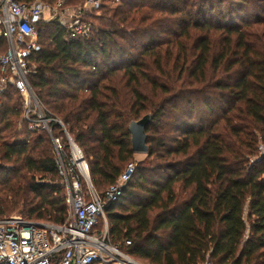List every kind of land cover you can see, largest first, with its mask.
<instances>
[{
	"label": "trees",
	"instance_id": "obj_1",
	"mask_svg": "<svg viewBox=\"0 0 264 264\" xmlns=\"http://www.w3.org/2000/svg\"><path fill=\"white\" fill-rule=\"evenodd\" d=\"M119 2L75 40L38 25L28 80L64 126L31 130L20 91L1 87L0 219L23 205L64 223L53 137L75 171L74 139L104 195L136 154L130 124L149 115L147 158L105 209L112 242L149 264H264V0Z\"/></svg>",
	"mask_w": 264,
	"mask_h": 264
},
{
	"label": "built area",
	"instance_id": "obj_2",
	"mask_svg": "<svg viewBox=\"0 0 264 264\" xmlns=\"http://www.w3.org/2000/svg\"><path fill=\"white\" fill-rule=\"evenodd\" d=\"M68 1L58 0L54 7H47L42 0H0V38H5L8 43L7 51L0 56V66L6 74L0 84L11 83L20 91L24 98V120L30 129H46L50 134V121L64 125L59 119L45 115L28 80L34 69L29 58L41 49L38 25L55 22L66 29L69 40H75L92 32L91 23H87L83 15L102 6V0H84L80 7L67 6ZM48 8L52 13L46 17ZM70 137L68 134L71 142ZM53 141L59 172L69 189L68 217L62 224L23 216L0 219V264H140L112 242L105 210L109 203L118 200L136 165L128 164L118 182L100 195L87 177L89 168L82 151L80 159L86 163V173L79 164V173L72 168L68 173L63 165L61 140L53 137ZM71 148L75 152L73 143ZM82 178L87 181V192L82 186ZM126 244L130 245L131 241Z\"/></svg>",
	"mask_w": 264,
	"mask_h": 264
},
{
	"label": "rangeland",
	"instance_id": "obj_3",
	"mask_svg": "<svg viewBox=\"0 0 264 264\" xmlns=\"http://www.w3.org/2000/svg\"><path fill=\"white\" fill-rule=\"evenodd\" d=\"M42 1H44L46 4H47V7H54L56 4H57V2H58V0H42ZM79 0H77L76 2H78ZM120 2H119V0H102V6H115V5H118ZM82 4V2H78L76 5H74V6H79V5H81ZM102 6H100L98 9H95V10H90V11H88V12H86L84 15H83V19L87 22V23H91L92 24V22L93 23H96V25L97 24H99V22L95 19V17H93V15L95 14H100V9H101V7ZM49 9V8H48ZM46 14H45V16L46 17H48L49 16V14H51L52 12H50L49 10L47 11L46 10V12H45ZM92 17V18H91ZM91 30H93V25H92V29ZM5 53V52H4ZM2 55V54H1ZM0 55V56H1ZM117 75H119V79H118V81H117V83H118V85H119V87L122 89V90H124V91H126V89H124L123 88V86H124V80H123V78H122V72L121 73H118ZM7 86L8 85H4V84H0V87H4V88H7ZM149 86H147L146 85V87L144 88L145 89V92H148L149 94H150V92H149ZM24 101V100H23ZM146 114H149V113H144L143 114V116L144 115H146ZM148 116L149 115H147V116H145L144 118H142L141 120H138V121H133L131 124H130V127L132 128V130H135L136 128H138V127H143L144 126V124L146 123V121L148 120L147 118H148ZM60 120V119H59ZM61 121V120H60ZM71 139L74 141V139L71 137ZM75 142V141H74ZM70 144H72L71 142H70ZM75 144L77 145V143L75 142ZM78 146V145H77ZM70 152H71V162L73 163V165L76 167V171L79 173V168H78V161L76 160V158H75V153H74V150H72V148H71V150H70ZM146 153H136L135 154V156H134V159L132 160V162L131 163H133L134 165H138V164H140L141 162H143L144 160H146ZM76 160V161H75ZM81 161V160H80ZM63 165H64V163H63ZM128 166V165H127ZM67 168V167H66ZM127 168V167H126ZM67 170H68V168H67ZM68 173H70L69 172V170H68ZM64 181H65V179H64ZM86 181V180H85ZM91 183H92V181H90ZM86 183H87V181H86ZM93 185V184H92ZM67 186V185H66ZM87 186H88V184H87ZM2 188L0 187V190H1ZM68 193H69V189H68V186H67V203H68ZM24 206L22 205L20 208H18V209H16L14 212H11V213H7L6 214V216H9L8 218H10V217H16V216H25V214H24ZM25 218V217H24ZM135 260H137V259H135ZM140 264H149L148 262H146V261H143V260H137Z\"/></svg>",
	"mask_w": 264,
	"mask_h": 264
},
{
	"label": "water",
	"instance_id": "obj_4",
	"mask_svg": "<svg viewBox=\"0 0 264 264\" xmlns=\"http://www.w3.org/2000/svg\"><path fill=\"white\" fill-rule=\"evenodd\" d=\"M149 117L148 116V120L146 121V123L144 124L143 127H138L135 130H132L131 128V132H132V141H133V149L135 151V153H146L148 150V146H147V135L145 132V127L149 121ZM71 138V137H70ZM71 142L73 143L74 147L81 152L80 148L75 144V142L71 139ZM87 177L89 178V180L91 181V177H90V172L88 170V175Z\"/></svg>",
	"mask_w": 264,
	"mask_h": 264
},
{
	"label": "bare ground",
	"instance_id": "obj_5",
	"mask_svg": "<svg viewBox=\"0 0 264 264\" xmlns=\"http://www.w3.org/2000/svg\"><path fill=\"white\" fill-rule=\"evenodd\" d=\"M75 158H76V160L79 162L78 164H79V167H80V169L84 172V173H86V163H84V162H82V161H80L81 159V153L76 149L75 150Z\"/></svg>",
	"mask_w": 264,
	"mask_h": 264
},
{
	"label": "crops",
	"instance_id": "obj_6",
	"mask_svg": "<svg viewBox=\"0 0 264 264\" xmlns=\"http://www.w3.org/2000/svg\"><path fill=\"white\" fill-rule=\"evenodd\" d=\"M31 1V0H30ZM77 0H69L68 2H67V6H72V7H80V6H82V4H84V0H79L78 2H82V4L81 5H79V6H74V5H76L78 2H76ZM49 9H47V11H48ZM50 15V14H49ZM5 39V38H4ZM7 41V40H6Z\"/></svg>",
	"mask_w": 264,
	"mask_h": 264
}]
</instances>
